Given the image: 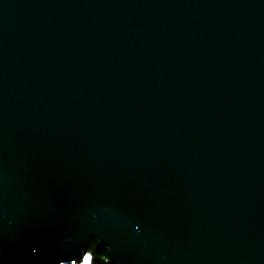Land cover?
I'll list each match as a JSON object with an SVG mask.
<instances>
[{
  "label": "water",
  "instance_id": "obj_1",
  "mask_svg": "<svg viewBox=\"0 0 264 264\" xmlns=\"http://www.w3.org/2000/svg\"><path fill=\"white\" fill-rule=\"evenodd\" d=\"M264 264V0H0L2 264Z\"/></svg>",
  "mask_w": 264,
  "mask_h": 264
},
{
  "label": "trees",
  "instance_id": "obj_2",
  "mask_svg": "<svg viewBox=\"0 0 264 264\" xmlns=\"http://www.w3.org/2000/svg\"><path fill=\"white\" fill-rule=\"evenodd\" d=\"M85 257H88V264H109L107 248L96 239H92L89 242L84 257L80 259L77 264H81ZM0 264H2L1 256H0ZM51 264H58V263H51Z\"/></svg>",
  "mask_w": 264,
  "mask_h": 264
},
{
  "label": "snow or ice",
  "instance_id": "obj_3",
  "mask_svg": "<svg viewBox=\"0 0 264 264\" xmlns=\"http://www.w3.org/2000/svg\"><path fill=\"white\" fill-rule=\"evenodd\" d=\"M83 264H88V258L85 257Z\"/></svg>",
  "mask_w": 264,
  "mask_h": 264
},
{
  "label": "rangeland",
  "instance_id": "obj_4",
  "mask_svg": "<svg viewBox=\"0 0 264 264\" xmlns=\"http://www.w3.org/2000/svg\"><path fill=\"white\" fill-rule=\"evenodd\" d=\"M88 258V257H87ZM85 259V258H84ZM83 262H84V260H83ZM83 262L81 263V264H83Z\"/></svg>",
  "mask_w": 264,
  "mask_h": 264
},
{
  "label": "bare ground",
  "instance_id": "obj_5",
  "mask_svg": "<svg viewBox=\"0 0 264 264\" xmlns=\"http://www.w3.org/2000/svg\"><path fill=\"white\" fill-rule=\"evenodd\" d=\"M85 255V254H84Z\"/></svg>",
  "mask_w": 264,
  "mask_h": 264
}]
</instances>
